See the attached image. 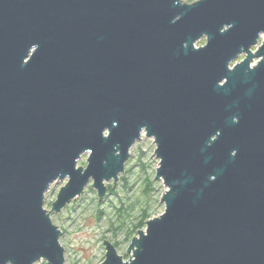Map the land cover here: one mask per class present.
I'll use <instances>...</instances> for the list:
<instances>
[{"label": "water", "instance_id": "water-1", "mask_svg": "<svg viewBox=\"0 0 264 264\" xmlns=\"http://www.w3.org/2000/svg\"><path fill=\"white\" fill-rule=\"evenodd\" d=\"M143 136L164 213L100 264H264V0H0V264H65Z\"/></svg>", "mask_w": 264, "mask_h": 264}, {"label": "rangeland", "instance_id": "rangeland-1", "mask_svg": "<svg viewBox=\"0 0 264 264\" xmlns=\"http://www.w3.org/2000/svg\"><path fill=\"white\" fill-rule=\"evenodd\" d=\"M183 1L193 3L198 0ZM204 43L201 39L196 45ZM242 58L240 56L238 60ZM154 150L152 139L143 136L131 148L125 172L119 175L116 187L113 181L106 183L107 191L103 198L98 200L90 181L79 199L70 201L59 213H51L53 224L61 231L60 244L65 250V264H100L105 255L104 241L113 244L118 255L126 261L129 257L126 250L132 238L137 236L136 233L129 237L127 232L138 222L141 209L146 208L151 218L164 213L165 206L160 197L165 188L162 181L154 179L160 161L154 156ZM86 159L87 155H82L77 165L85 166ZM121 177H124V182ZM66 182L67 179L50 186L45 194L44 209L51 211V204ZM108 186L113 192L108 191ZM127 211L130 212L129 217ZM35 264L46 263L39 261Z\"/></svg>", "mask_w": 264, "mask_h": 264}, {"label": "trees", "instance_id": "trees-1", "mask_svg": "<svg viewBox=\"0 0 264 264\" xmlns=\"http://www.w3.org/2000/svg\"><path fill=\"white\" fill-rule=\"evenodd\" d=\"M128 172V170H127ZM121 181L124 182V177L120 178ZM108 191L111 193L113 189L111 186H108ZM124 211V210H123ZM126 213V211H124ZM130 216V212L127 211V217ZM151 218L149 215L148 210L146 208H142L140 212L139 220L136 224L133 225L132 229L128 230L127 236H133L134 234L138 233L141 229L145 227L146 221Z\"/></svg>", "mask_w": 264, "mask_h": 264}, {"label": "flooded vegetation", "instance_id": "flooded-vegetation-1", "mask_svg": "<svg viewBox=\"0 0 264 264\" xmlns=\"http://www.w3.org/2000/svg\"><path fill=\"white\" fill-rule=\"evenodd\" d=\"M196 47H197V45H196ZM238 61H240V60H238Z\"/></svg>", "mask_w": 264, "mask_h": 264}]
</instances>
